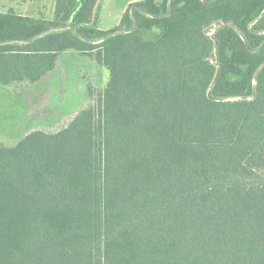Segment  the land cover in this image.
Wrapping results in <instances>:
<instances>
[{
  "label": "trees",
  "instance_id": "16d2710c",
  "mask_svg": "<svg viewBox=\"0 0 264 264\" xmlns=\"http://www.w3.org/2000/svg\"><path fill=\"white\" fill-rule=\"evenodd\" d=\"M103 1L0 12L12 98L73 51L111 73L68 125L0 140V264H264V0H139L101 29Z\"/></svg>",
  "mask_w": 264,
  "mask_h": 264
},
{
  "label": "rangeland",
  "instance_id": "374dc122",
  "mask_svg": "<svg viewBox=\"0 0 264 264\" xmlns=\"http://www.w3.org/2000/svg\"><path fill=\"white\" fill-rule=\"evenodd\" d=\"M4 1L18 2L16 4L19 5L26 0ZM31 1L37 9L30 12L39 10L37 12L40 14L53 17L56 0ZM125 2L127 0L106 1L100 10V26L104 29L116 26ZM110 76L107 67L73 51L61 55L54 73L45 82L26 90L27 94L12 98L0 87V140L7 139V142L14 144L18 136L27 132L63 128L86 105L89 85L93 84L95 90L92 102L97 101L98 88L106 87Z\"/></svg>",
  "mask_w": 264,
  "mask_h": 264
},
{
  "label": "crops",
  "instance_id": "0c3cea01",
  "mask_svg": "<svg viewBox=\"0 0 264 264\" xmlns=\"http://www.w3.org/2000/svg\"><path fill=\"white\" fill-rule=\"evenodd\" d=\"M106 1H112V2H114L115 0H104L103 1V4H105ZM135 1H139V0H127V2H125V4L123 5V8H122V12H121L120 16L117 18L116 25L119 24V22H120L123 14H124L126 8L128 7V5L130 3H132V2H135ZM16 3H18V2H16ZM16 3L15 2H11V1L8 2V1L0 0V12L7 13L9 11H14L17 14L24 15V16L44 17L46 19H52L53 18V17L52 18L51 17H46L43 14H40L39 12H37L39 10H37L34 13L33 12H30V11H34L35 9H37V8H34L32 6V1L31 0L23 1L22 3H19V5L16 4ZM20 7H21V9H19ZM40 10H42V9H40ZM53 15H54V13H53ZM100 21H101V18H100ZM100 28L101 29H104L102 26H100ZM0 87H1V85H0ZM22 87H27L28 88V87H30V85L25 84Z\"/></svg>",
  "mask_w": 264,
  "mask_h": 264
}]
</instances>
